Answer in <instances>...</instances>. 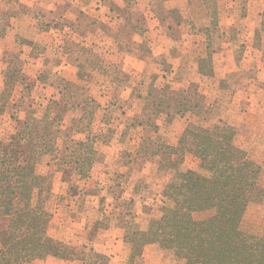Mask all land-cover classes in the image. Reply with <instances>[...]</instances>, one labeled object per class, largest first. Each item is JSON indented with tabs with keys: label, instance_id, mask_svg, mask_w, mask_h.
Wrapping results in <instances>:
<instances>
[{
	"label": "rangeland",
	"instance_id": "rangeland-1",
	"mask_svg": "<svg viewBox=\"0 0 264 264\" xmlns=\"http://www.w3.org/2000/svg\"><path fill=\"white\" fill-rule=\"evenodd\" d=\"M114 1L89 0L91 8L96 10L100 9L98 5H110ZM131 1L138 8L155 12L164 5L170 9L178 7L176 11L186 15L183 26L190 30L184 33L186 41L176 49L179 54L172 59L177 72L171 82L187 87L185 95L192 102L198 100L200 108L169 123L160 119L157 131L125 124L140 109L137 93L144 94L150 74L158 68L154 63L157 52L169 49L164 29L161 33L158 30L147 33L152 61L126 63L123 68L129 78L120 77L122 82L117 87L109 83L112 74L107 72L94 74L89 91H85L86 83L82 89L78 88L77 95L89 92L95 95L99 105L115 107L113 113L98 108L93 115L91 133L101 158L94 162L86 178L63 175L54 160L53 139L43 147L49 149L43 151L31 168L45 176L41 198L51 215L47 234L53 241L62 243L68 259L76 264L183 263L157 243L145 244L140 254L131 258L130 244L123 240V235L125 226L145 229L151 219L161 215L163 206L168 204L163 189L175 168L198 169V160L191 151L178 146V138L188 124L230 127L234 142L260 165L258 184L263 195L248 204L240 227L256 235L264 229V15H248L251 13L248 0H168L162 4ZM18 5L23 9L29 5V14L12 17L9 12L14 14ZM41 5L47 8V0H0V30L8 25L5 35L1 36L0 32V140L4 142L15 133V127L23 130L26 119L31 122L42 118L51 101L61 98L63 81L59 79L73 82L76 78L72 65L55 61L59 58L56 54L62 52L59 46L66 42L65 35L71 30L66 25H63L64 33L56 30L60 22L54 21V16L42 14ZM258 7L264 13V1ZM165 21L161 26L165 27ZM44 26L48 31L41 30ZM86 43L100 46L95 47L105 56L114 54L109 43H102L95 36H89ZM159 75L158 84H161L166 75ZM131 86L138 92L128 94L127 87ZM68 91L71 100L78 98L73 97L74 89ZM50 110L51 114L33 130L34 137L51 121L54 105ZM69 111L61 129L69 117L79 115L78 110ZM50 129H56L55 123ZM99 133L100 138L95 136ZM60 143L56 140L55 144L58 147ZM169 157L176 164H171ZM205 215V212L194 214L196 218ZM7 224V217L0 219V229ZM70 252H76L77 257L73 258ZM52 253L34 259L32 264H58L50 256ZM80 257L86 262L81 263Z\"/></svg>",
	"mask_w": 264,
	"mask_h": 264
},
{
	"label": "trees",
	"instance_id": "trees-1",
	"mask_svg": "<svg viewBox=\"0 0 264 264\" xmlns=\"http://www.w3.org/2000/svg\"><path fill=\"white\" fill-rule=\"evenodd\" d=\"M59 80L63 81L61 98L51 101L42 118L31 122L26 119L24 131L17 126L7 141L0 140V219L8 218L6 227L0 229V264H32L52 249L53 255L65 252L62 243L47 234L51 215L41 198L45 176L31 169L49 149L43 147L54 139V160L63 175L84 178L97 158L94 138L86 135L95 102L87 97L71 100V83ZM182 96L175 99L179 102L177 112H197L199 101ZM51 105V121L34 137L33 130L51 114ZM69 110H78L79 115L69 117L61 129ZM54 123L56 129L52 131ZM56 140L62 142L58 147ZM178 146L191 151L198 169L175 168L163 189L168 204L161 215L151 219L145 229L125 226L129 256L139 255L147 243H157L182 259V264H264V229L256 235L240 227L248 204L263 195L258 184L260 165L234 142V132L226 125L207 128L188 124L178 138ZM168 160L176 164L175 159ZM196 212L206 215L196 218Z\"/></svg>",
	"mask_w": 264,
	"mask_h": 264
},
{
	"label": "crops",
	"instance_id": "crops-1",
	"mask_svg": "<svg viewBox=\"0 0 264 264\" xmlns=\"http://www.w3.org/2000/svg\"><path fill=\"white\" fill-rule=\"evenodd\" d=\"M167 1L168 0H148V2L152 4L154 2L162 4ZM231 1L233 2V0H230V2ZM248 1V11L251 12L248 13V15H258L259 17L264 15L263 10L258 7L264 0ZM47 2V8H44L42 5L39 6V10L43 11L42 14L54 16V21L60 22V24H57L59 26L56 27V30L60 33H64L63 27L65 25L69 26L71 30L70 32L67 31L68 35H65V37H67L66 42H63V44L59 46L62 52L56 54L59 58H56L57 60L55 61L60 64H70L75 68V81L72 82L67 79V81L71 83L70 89H74L75 91L76 96L73 95V97H78V99L87 97L95 102L93 105L94 110L90 117L89 132L86 133V135L88 134L94 137L91 133L94 119L93 115L98 108H102L103 111L106 109L107 112L111 111L113 113L115 107L109 104L99 105L95 95L89 94V92L87 93L88 95H83V93L77 95L79 94L77 92L78 88L80 87L82 89L84 83H86L85 91H89V83L94 79V74L100 73L106 75L107 72L112 74L110 75L111 78L109 79V83L117 87L122 82V80L119 79L120 77H123L124 80L129 78V75L125 73L126 69L123 68V66H126V63L151 62L154 56L147 46V33L153 30H158V32L161 33V29H164V35L168 38L170 46L169 49L157 52V58H155L156 61H154V63L158 68L150 74L144 94L137 93L138 89L136 90L133 86L127 87V89H129L127 90L129 91L128 94L132 92L137 93L141 105L138 112L134 111L136 113L132 117L133 119L129 118L125 124L130 127L140 128L141 130H147L149 127L157 131L160 125V119L164 123H169L181 116L177 112L179 110V102L175 99H179V95H183L182 97H184L187 87L175 86L172 84L171 79L177 72V69L174 68L172 59L179 54V52H176V49L185 43L184 41L186 40L183 35L190 29L189 27L188 29L184 28L183 16L186 15L176 11L178 7L170 9L164 5L161 11L155 12L153 10H147L146 8H138L137 4L132 1L115 0L110 5H98L100 9L96 10L91 8L89 0H47ZM19 6L20 5L17 6V11H15L14 14L12 11L9 12L12 17L29 14V10H27V7H30L29 5H27L25 9ZM164 21L168 26H161V22ZM2 28L3 34H1V36L5 35L8 25H3ZM41 28H43L41 29L42 31H48L45 29V26ZM89 36L97 37L99 40H102V43H109L112 46V50H114V54L105 56L106 54L99 52L95 47L100 46L87 44L86 40H88ZM262 63L264 64V61H262ZM160 73L166 75V77L161 84H158ZM107 76L109 75L107 74ZM140 97H142V99ZM72 112L74 113V111ZM76 135V137L80 136V134ZM100 135L99 133L95 136L100 138ZM82 136L84 137L85 134H82ZM100 158V153H97L95 162L99 161ZM89 173L86 177L89 176ZM67 253L68 252H64L62 256L53 254L50 256L54 257L55 263L58 264H67V262H69V264H76L75 260L68 259ZM70 253L73 258L77 257V255L74 254L76 252ZM80 259L81 263L86 262L85 258L80 257Z\"/></svg>",
	"mask_w": 264,
	"mask_h": 264
}]
</instances>
